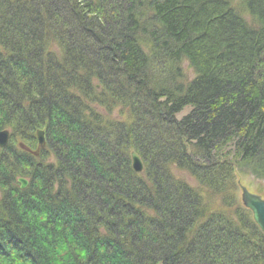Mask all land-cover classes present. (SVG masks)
Masks as SVG:
<instances>
[{
    "label": "trees",
    "instance_id": "trees-1",
    "mask_svg": "<svg viewBox=\"0 0 264 264\" xmlns=\"http://www.w3.org/2000/svg\"><path fill=\"white\" fill-rule=\"evenodd\" d=\"M5 128L0 264H264V0H0Z\"/></svg>",
    "mask_w": 264,
    "mask_h": 264
},
{
    "label": "rangeland",
    "instance_id": "rangeland-1",
    "mask_svg": "<svg viewBox=\"0 0 264 264\" xmlns=\"http://www.w3.org/2000/svg\"><path fill=\"white\" fill-rule=\"evenodd\" d=\"M183 67H184V69H185V73L187 74V76L189 77V78H192L193 77V70L188 66V63L187 62H184L183 63ZM189 111V108H186L181 114H179L178 116L179 117H181L182 115H184V114H186L187 112ZM115 114L114 115H116V113H118V111L116 110L115 112H114ZM3 130H8L10 133V137H9V141H8V143L10 142V140H11V131L9 130V129H3ZM40 130H43V129H40ZM2 131V130H1ZM44 132H45V130H43ZM38 132V131H37ZM47 139H46V135L44 134V144L43 145H41L40 146V143H39V139H38V133L36 134V146H35V148L37 147V149L39 148L40 149V151L42 152V150H45V148H47ZM8 145V144H7ZM0 148H5V147H0ZM28 146H26L25 145V143H24V149H25V151L26 150H28ZM29 150H31V151H29ZM29 152H31L32 153V151L34 150V149H31V148H29ZM27 151V152H28ZM46 151H48V150H46ZM133 151H135V150H133ZM132 151V152H133ZM132 152H131V154H132ZM136 152V151H135ZM137 153V152H136ZM138 154V153H137ZM139 155V154H138ZM140 156V155H139ZM131 158H132V156H131ZM141 158V157H140ZM50 159H51V157H50ZM142 160V159H141ZM143 162V161H142ZM134 169V168H133ZM143 170H144V164H143ZM173 172L175 173V175L177 176V177H181V178H183V179H186V180H188L190 183H192V184H196L195 183V181L193 180V178L190 176V174L187 172V171H183V170H180V169H177V168H173ZM247 173H245L243 176L242 175H238L237 176V179H236V181H237V187H236V190H235V195H236V198H237V200L239 201V203L241 204V205H243L244 206V204H243V202H242V190H241V186H245V187H247L251 192H253V193H256V194H259V195H261L263 198H264V179H262V178H257V177H255L253 174H251L250 172H249V169L246 171ZM20 179H24V180H26V182H27V186L26 187H28V185H29V181L26 179V177H24V176H19L18 178H17V183H18V185L21 187V184H20V182H19V180ZM25 187V188H26ZM25 188H22V189H25ZM245 207V206H244ZM246 208V207H245ZM248 209V208H247Z\"/></svg>",
    "mask_w": 264,
    "mask_h": 264
},
{
    "label": "water",
    "instance_id": "water-1",
    "mask_svg": "<svg viewBox=\"0 0 264 264\" xmlns=\"http://www.w3.org/2000/svg\"><path fill=\"white\" fill-rule=\"evenodd\" d=\"M10 132L8 130L0 131V147H5L8 144ZM38 139L40 146L44 144V134L43 130H38ZM132 165L136 172L143 171V162L140 156L133 151L132 154ZM21 188L27 186V182L24 179L19 180ZM242 190V202L246 208H248L253 215V219L256 224L260 227L264 233V198L256 193L251 192L247 187L241 186Z\"/></svg>",
    "mask_w": 264,
    "mask_h": 264
},
{
    "label": "bare ground",
    "instance_id": "bare-ground-1",
    "mask_svg": "<svg viewBox=\"0 0 264 264\" xmlns=\"http://www.w3.org/2000/svg\"><path fill=\"white\" fill-rule=\"evenodd\" d=\"M28 150H29V149H28ZM29 151H31V150H29ZM32 153L35 154L36 156H40L41 151H40L39 148L37 149V147H36V148L32 151Z\"/></svg>",
    "mask_w": 264,
    "mask_h": 264
}]
</instances>
